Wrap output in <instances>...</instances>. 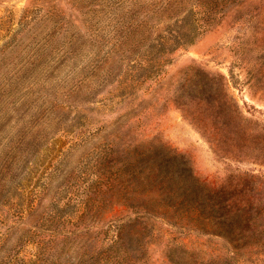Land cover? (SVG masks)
Returning <instances> with one entry per match:
<instances>
[{
	"label": "rangeland",
	"instance_id": "1",
	"mask_svg": "<svg viewBox=\"0 0 264 264\" xmlns=\"http://www.w3.org/2000/svg\"><path fill=\"white\" fill-rule=\"evenodd\" d=\"M217 73L241 114L225 139L178 97ZM115 133L163 140L212 187L264 176V0H0V264H264V243L231 262L97 182Z\"/></svg>",
	"mask_w": 264,
	"mask_h": 264
},
{
	"label": "trees",
	"instance_id": "2",
	"mask_svg": "<svg viewBox=\"0 0 264 264\" xmlns=\"http://www.w3.org/2000/svg\"><path fill=\"white\" fill-rule=\"evenodd\" d=\"M167 43L169 40L164 46ZM217 76L219 80L213 77L209 84L192 83L186 79L178 97L186 116H191L206 129L211 124L214 133L225 139L227 135L224 134L232 130L234 120L241 118V114L228 100L226 76L222 73H217ZM252 84L250 81L249 85ZM206 93L212 97L211 100L204 96ZM193 105H201V109L194 111ZM236 129L232 134H251L245 121L237 122ZM116 136L113 134L109 141L107 154L114 164L97 182L110 189L135 193L130 202H124L130 209L135 208V201L139 202L140 196L148 198L150 207L145 209L146 217L160 218L174 229L181 228L185 233H194L198 237L224 239L228 251L226 258L231 262L238 260L239 252L243 251L248 256L264 243L261 242V236H264V176L249 172L230 173L220 185L212 187L199 179L184 154L163 140H131L117 144ZM123 197L124 201L131 199L126 194ZM216 256L222 258L221 254Z\"/></svg>",
	"mask_w": 264,
	"mask_h": 264
}]
</instances>
